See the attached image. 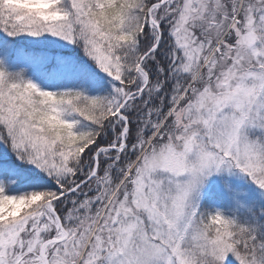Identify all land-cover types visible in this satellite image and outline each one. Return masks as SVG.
Here are the masks:
<instances>
[{
	"label": "snow or ice",
	"instance_id": "6c2138e0",
	"mask_svg": "<svg viewBox=\"0 0 264 264\" xmlns=\"http://www.w3.org/2000/svg\"><path fill=\"white\" fill-rule=\"evenodd\" d=\"M0 264H264V0H0Z\"/></svg>",
	"mask_w": 264,
	"mask_h": 264
}]
</instances>
